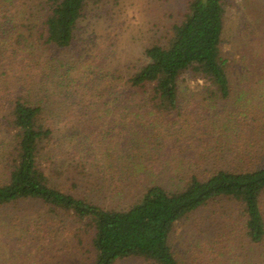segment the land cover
<instances>
[{"label":"trees","instance_id":"trees-1","mask_svg":"<svg viewBox=\"0 0 264 264\" xmlns=\"http://www.w3.org/2000/svg\"><path fill=\"white\" fill-rule=\"evenodd\" d=\"M90 1L11 0L6 10L0 7V64L9 71L28 65L13 79H6L0 67V208L37 201L50 216L67 213L86 220L93 252L86 264H116L128 258L150 264H264V109L257 111L256 91L238 88L231 61L223 55L231 0H189L184 20L172 27L165 43L144 50L141 66L106 71L96 86L77 91L81 97L89 92L90 98H78L62 110L60 87L43 85L38 67L46 61L45 47L64 50L78 40ZM15 4L24 14L21 24L10 14ZM263 71L264 66L252 69L245 83L264 76ZM185 73L194 74V87L183 80ZM96 98L103 102L97 104ZM93 112L101 126L108 125L106 138L113 139L117 130V138L126 139L128 124L149 129L141 139L130 134L131 148L119 141L116 155L95 161L105 168L99 172L110 177L105 184L94 182L92 192L112 198L116 207H105L94 197H78L53 181L67 172L64 158L69 159L84 136L88 138L85 131L97 130ZM163 112L168 117L159 124L152 116ZM63 122L72 128L57 135ZM174 127L179 128V138L169 133ZM193 136L201 138V144L194 145L199 157L179 162L177 185L144 182L142 170L152 163L149 156H163L164 148H188ZM105 144L100 154L111 152L109 142ZM147 150L150 154L144 157ZM53 157L57 162L52 161L48 172L43 162ZM163 166L166 170L170 165ZM67 168L74 172L72 184L77 188L84 166ZM116 181L119 185L113 186ZM215 204L222 210L213 209L196 224L200 243L188 263V256L180 258L172 246L174 227ZM46 224L38 238L53 240ZM22 256L27 257L26 252Z\"/></svg>","mask_w":264,"mask_h":264},{"label":"rangeland","instance_id":"rangeland-1","mask_svg":"<svg viewBox=\"0 0 264 264\" xmlns=\"http://www.w3.org/2000/svg\"><path fill=\"white\" fill-rule=\"evenodd\" d=\"M9 1L11 0H0V7L5 5L4 10H6ZM15 1L19 3V0ZM188 1L91 0L86 9V18L80 20L78 40L71 47L64 50L50 46L45 47L46 59H43V61H46L38 67V74L43 85L52 90H57L60 87L62 92L59 99L62 103V110H66L78 98H90L89 92H84L81 97L77 91H85L88 86H96L101 81L102 74L116 67L131 66L134 69L135 66H141L145 61L144 50L153 44L165 43L172 34V27L184 20ZM17 5L15 4V9L10 14L16 15L14 21L21 24L24 14L22 11H18ZM226 9L222 41L223 55L229 57L231 61L233 81L236 85L241 86H238L240 89L249 88L251 91L252 89L256 91L254 101L257 104V111H262L264 109L263 74H260L261 78L256 77L252 83H245V80H248L247 77L252 76L250 73L252 69L259 71L264 66V0H231ZM32 11L37 12L34 9ZM32 19L36 20L35 17ZM0 67L3 71H6V79H13L14 74H18L28 65H17L15 70L12 71L6 70L3 64H0ZM0 74L2 73L0 72ZM192 77H194V74L188 75V73H185L183 80H187L185 83L194 87L196 82L192 80ZM236 77H238L237 80H235ZM198 81L199 83L204 82L202 79ZM261 86L262 90L259 89ZM234 101L235 96L230 102L231 105ZM102 102L101 98H96L97 104ZM62 110L59 109V111ZM204 112L203 110L202 114ZM92 117L97 130L92 131V133L91 131H85L88 138L86 139L84 136L83 142L79 143L78 141L80 146L71 152L69 159L64 158L63 163L66 165L65 169H68L67 172L64 175L53 177V181L57 186L78 197L90 199L94 197L98 203L103 204L105 207H116L118 203L114 202L112 198L105 199L104 194H99L96 191L97 196L92 192L94 182L100 181L105 184L104 180L110 177L99 172L105 168L103 165L97 167L95 161L101 156L106 158L107 155H116L119 141L124 143L125 149L131 148L130 146L133 144L128 143L130 134L132 133L135 137L141 139L145 133L149 135V129L141 125H136L135 128L132 124H128L125 133L129 137L127 136L126 139L117 138L118 131L116 130L113 139H110L104 136L105 127L108 125H100L102 121L96 112H93ZM167 117V112L152 116L159 124H162ZM71 128V123L66 124V122H63L59 125L57 135ZM169 133L176 134L175 138H179L178 127L171 128ZM200 139V137L193 136V142L188 148H184L185 146L183 147L180 140L179 146L182 145L181 149L170 150L164 148L165 153H163V156L156 154L149 156L150 152L147 150L144 157L149 156L152 163L142 170L144 172L142 175L144 182H158L168 188L177 185L174 177L177 175L175 172H177L179 162L184 157L187 159L199 157V154L194 150V145L201 144ZM107 142H109L111 152L100 154ZM134 144L138 146V149L140 148L141 143L138 139ZM124 151V154H127V151ZM139 153L144 152L140 150ZM133 154V152H130V155ZM54 160L57 162L56 157L43 162L48 172L51 170V163ZM163 163L170 166L165 170ZM71 164L84 166L85 175H82L83 173L79 174L80 176L76 180L77 188H73L72 184L74 183L72 178L74 172L67 168ZM142 171H139V173H143ZM131 172H133L132 169L127 171L128 174ZM115 185H119V181L114 182L113 186ZM103 191L105 192L104 188ZM126 204L125 201L121 205L124 207ZM213 209L222 210V207L220 204H215L203 208L189 218L179 221L174 227L171 238L172 246L180 258L184 259L186 255L188 256V263L194 258V251L198 249V243H200V235L198 231L195 232L196 224L202 222V218L212 213ZM44 222H47L46 229L47 232H51L50 237H54L53 240L38 238L39 233L44 230ZM8 223H11V226ZM87 228L88 223L86 220L72 214L65 213L59 216H50L47 208L37 201H23L15 206L1 207L0 264L89 263L93 259L92 246H90L92 234L86 232ZM202 234L204 236V233ZM33 236L36 239H33ZM17 243L19 244L17 245ZM21 250L23 253L26 252L27 257L22 256ZM116 264L150 263L141 258H128L118 261Z\"/></svg>","mask_w":264,"mask_h":264}]
</instances>
